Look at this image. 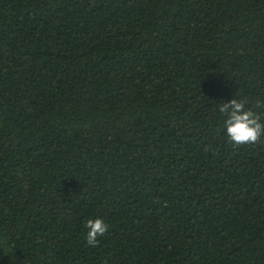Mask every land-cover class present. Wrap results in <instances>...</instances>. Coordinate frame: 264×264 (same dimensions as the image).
<instances>
[{
	"label": "trees",
	"instance_id": "obj_1",
	"mask_svg": "<svg viewBox=\"0 0 264 264\" xmlns=\"http://www.w3.org/2000/svg\"><path fill=\"white\" fill-rule=\"evenodd\" d=\"M233 98L264 121V0H0V264H264Z\"/></svg>",
	"mask_w": 264,
	"mask_h": 264
},
{
	"label": "clouds",
	"instance_id": "obj_2",
	"mask_svg": "<svg viewBox=\"0 0 264 264\" xmlns=\"http://www.w3.org/2000/svg\"><path fill=\"white\" fill-rule=\"evenodd\" d=\"M247 99H236L220 105L219 111L226 115L224 125L228 141L239 147L255 144L264 136V121L260 114L252 108H246ZM87 244L96 247L109 229V225L102 219H89L86 223Z\"/></svg>",
	"mask_w": 264,
	"mask_h": 264
}]
</instances>
